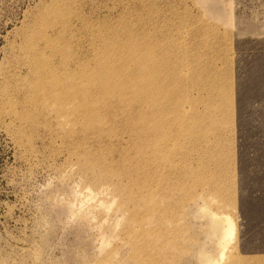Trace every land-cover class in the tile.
Segmentation results:
<instances>
[{"label":"rangeland","instance_id":"1","mask_svg":"<svg viewBox=\"0 0 264 264\" xmlns=\"http://www.w3.org/2000/svg\"><path fill=\"white\" fill-rule=\"evenodd\" d=\"M204 256L264 264V0H0V264Z\"/></svg>","mask_w":264,"mask_h":264},{"label":"bare ground","instance_id":"2","mask_svg":"<svg viewBox=\"0 0 264 264\" xmlns=\"http://www.w3.org/2000/svg\"><path fill=\"white\" fill-rule=\"evenodd\" d=\"M211 218H213V222H214V225H215V229H217L218 230V247L222 250L223 248L224 249H226L223 245H224V243H226V241L229 239L230 240V238L229 237H232V232H233V229H234V227L232 226V224L229 222V220H227V219H225L224 217V219H218V218H216V217H213V215L211 216ZM228 219H230V218H228ZM231 220V219H230ZM233 227V228H232ZM228 240V241H229ZM228 244V243H227ZM226 245V244H225ZM228 245H226V247H227ZM219 249V250H220ZM219 252H221V251H219ZM218 252V254L220 255V254H222V253H219ZM217 254V256H218V258H220L219 257V255ZM221 256V255H220ZM223 256H224V252H223V255L221 256L222 258H223ZM203 259H204V263L205 264H211V263H213V259L212 258H209V257H206V256H204V257H202ZM221 260H223V259H221ZM215 262V261H214Z\"/></svg>","mask_w":264,"mask_h":264}]
</instances>
